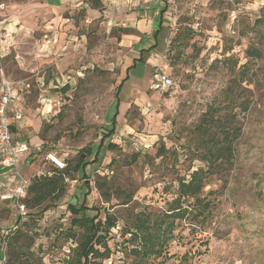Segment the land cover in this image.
Listing matches in <instances>:
<instances>
[{"label":"rangeland","instance_id":"1","mask_svg":"<svg viewBox=\"0 0 264 264\" xmlns=\"http://www.w3.org/2000/svg\"><path fill=\"white\" fill-rule=\"evenodd\" d=\"M118 2L111 9L103 0L98 10L89 0H0V79L30 85L19 93L26 119L14 124L16 137L73 165L78 158L89 163L67 177L65 196L38 218L16 225L15 205L0 203V264L7 259L5 237L17 229L28 231L40 264H66L77 246L68 234V204L88 192L87 184L90 214L117 222L105 263L138 264L132 223L166 215L179 183L199 169L207 174L200 197L208 212L195 225L190 216L176 220L162 256L144 264H264V0ZM141 4L145 21L138 25L130 13ZM49 31L59 41L44 56ZM142 48L146 64L124 81ZM157 71L173 79L167 91L152 89ZM116 110L111 145L100 148ZM208 112L228 115L240 128L229 162L209 160L208 147L217 144L199 130ZM212 131L221 140V131ZM43 152L24 172L38 166L40 174L52 173Z\"/></svg>","mask_w":264,"mask_h":264},{"label":"trees","instance_id":"2","mask_svg":"<svg viewBox=\"0 0 264 264\" xmlns=\"http://www.w3.org/2000/svg\"><path fill=\"white\" fill-rule=\"evenodd\" d=\"M89 2L93 9L100 10L103 6V0H89ZM166 10L164 8L158 12V28L154 34L155 37L161 31L162 19ZM155 47L156 44L149 51ZM248 52L260 57L263 56L257 49H249ZM140 60L142 61V57ZM131 68L127 70V73ZM128 79L129 76L127 75L124 81ZM1 80L2 78L0 82ZM122 85L123 83L117 88L116 97L118 103ZM117 116L118 112L116 110L112 118V129L107 130L101 137L100 148L106 145L108 148L111 145L110 143L106 144V142L116 132ZM203 122L199 128L201 137L207 143L212 141V145L214 143L217 144L216 149H212L211 146L208 147L209 160L215 157L216 160L229 162L233 157L234 142L239 137V126L228 115H222L215 119V115L212 112H208L204 116ZM214 127L221 131L222 138L219 141L216 140L215 133L212 131ZM208 137L210 138L209 140H207ZM94 161L96 162V159ZM64 162L66 164L65 168L59 169L50 165L53 169L52 173L36 175L30 180L27 196L22 200L28 210L27 217L35 219L48 212L65 196L67 177H71L74 172L79 170H85L89 165L87 161L85 162L81 158H78L74 165L65 160ZM206 175L205 171L199 169L192 173L190 180L181 181L178 187L179 195L174 201L175 203H172L169 212L163 217L152 220L149 215H146L139 216L134 220L130 233L132 240L136 242V247L131 252L138 264H144L152 257L162 256L166 243L175 229L176 220L187 221L190 216L191 219H188L190 221L189 224L195 225V223L199 222L197 220L200 217L205 216V213L208 212L209 204L205 203L200 195L205 188ZM87 186V193L74 197L75 201L68 204V209L72 216L68 234L70 239L77 237V246L72 249V254L66 264H106L105 260L109 258L110 250L107 243L111 229L116 226V218L112 215H107L105 221H103L98 219V215L90 214L92 209L86 205V200L91 193V189L88 184ZM190 199H193L194 203L185 208L184 203L189 202ZM29 211H32V213H29ZM16 216V225H20L24 219L19 217L17 209ZM76 230L79 232L76 233ZM5 242L7 245V259L3 264H40L42 262V258L38 255L39 252L32 251L34 241L29 236L28 231L17 229L11 235L5 237Z\"/></svg>","mask_w":264,"mask_h":264},{"label":"built area","instance_id":"3","mask_svg":"<svg viewBox=\"0 0 264 264\" xmlns=\"http://www.w3.org/2000/svg\"><path fill=\"white\" fill-rule=\"evenodd\" d=\"M47 37H44L46 40ZM173 79L169 74L157 71L152 89L155 91H167L173 86ZM30 85L23 81H14L3 77L0 82V168L10 167L17 163V157L30 151L28 143L23 142L18 145L13 143L12 126L15 123L24 120V114L18 106L19 93L29 90ZM45 161L58 167L65 168L64 160L55 151H49L45 154ZM30 181L21 179L18 186L12 187V183L5 185L6 191L0 192V201L12 202L18 210L19 217L25 219L28 214L25 204L22 200L27 196V189ZM8 188V189H7Z\"/></svg>","mask_w":264,"mask_h":264},{"label":"crops","instance_id":"4","mask_svg":"<svg viewBox=\"0 0 264 264\" xmlns=\"http://www.w3.org/2000/svg\"><path fill=\"white\" fill-rule=\"evenodd\" d=\"M59 1H61V0H59ZM77 1L79 2V0H75L76 3H77ZM118 1L119 0H108L107 6L112 9L113 6H116V4L119 3ZM63 2H69V0H63ZM143 7H144V5L141 4L132 13H130V19L134 20L136 22L135 24L142 25L143 22L145 21L144 20V17H143L144 15L142 13L143 11H141V9ZM105 13L108 15L109 12L105 11ZM156 24H158V22ZM162 26H163V19H162ZM126 34L127 35H131V33H129V32H127ZM45 36L47 37V39L42 41L44 47H41V50L40 51L44 54V56H50V55L53 54V52H51V49L52 50H55L56 49L57 43L59 41V33L57 31H55L53 33L50 32V35H47L46 34ZM66 49H67V47L61 46V50H66ZM142 52H143V54H141ZM45 53H47V54H45ZM141 57H142V61L140 60ZM145 60H146V49L142 48L141 51H140V53H139V57L136 58V59L135 58L132 59L131 60V65L129 67H127L125 70L127 71L130 67H132L129 70V72H130L132 69H135L136 66L139 65V63H142L143 62L144 64H146V62H144ZM134 61H135V64H134ZM133 65H135V66H133ZM129 72L127 73L128 76H130ZM20 109L22 110V112L24 114V120H25L26 119V115H25L24 109H22V108H20ZM24 120L22 122H18V123H15V124H18V125L23 124ZM14 126L15 125L13 124V126H12L13 130L12 131H13V143H14V145H18L20 143L26 142V143H28L30 145L31 149H30L29 152H27L25 154H22V155H19L17 157V163L15 165L10 166V167L0 168V192L1 191H4V190L6 191V188H5L6 186L5 185H8V184L12 183V187H16V186H18V184H19V182H20L21 179H25L27 181H30L37 174L40 175V171H39L38 166H37L36 169H34V171H31L30 173H27V171L24 172V169L28 165L29 166H33V163H31V161L33 159H35L37 157L38 158L41 157V156H38V154H40L41 152H43L44 145H40V144H38V145H34L33 144L32 145V144H30L26 140H22V139L17 138L16 137L17 135L15 134V127ZM34 149H36V152L34 151ZM46 153L43 152V157L45 156ZM27 156H29V157L27 158ZM24 157H25L24 163L22 165L21 164H18L19 158H24ZM1 202L2 201H0V203ZM16 218H17V216H16Z\"/></svg>","mask_w":264,"mask_h":264}]
</instances>
